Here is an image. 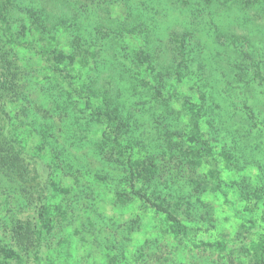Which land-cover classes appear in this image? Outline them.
Masks as SVG:
<instances>
[{"label":"rangeland","instance_id":"obj_1","mask_svg":"<svg viewBox=\"0 0 264 264\" xmlns=\"http://www.w3.org/2000/svg\"><path fill=\"white\" fill-rule=\"evenodd\" d=\"M0 56V264H264V0H0Z\"/></svg>","mask_w":264,"mask_h":264},{"label":"trees","instance_id":"obj_2","mask_svg":"<svg viewBox=\"0 0 264 264\" xmlns=\"http://www.w3.org/2000/svg\"><path fill=\"white\" fill-rule=\"evenodd\" d=\"M0 59H1V56H0ZM7 62H8V60H6V62H4V63L7 64ZM102 109L100 108L99 111H101ZM118 117H119L118 112H116L115 117H111V116L106 115L105 119H106V122L109 123V125H108L109 128L107 127L108 130L107 131L104 130L103 134H106V135H104V137L110 143V147H109L110 150L120 153V151L123 149V147L120 144V141H121L120 131L123 129V127L126 128V125L122 124V123L118 124L116 122ZM193 126L194 127L191 130V135L196 138L199 136L198 129H197L196 125H193ZM126 164H128L129 168L135 172L136 176H138V177L140 176L141 178H143V177L144 178H151L153 176V174H155V172H156L155 166L150 164V166H148L144 170L145 173L141 174L140 171H142V169L141 170L139 169L140 162L133 161L130 158H126ZM215 174L216 173L214 171H212L210 173V177L213 178ZM38 214L40 216V218L38 220L39 223L38 224L34 223L32 229H31V225H30L31 223L27 222L24 225H22V224L17 225L14 229V233H16L17 236H20L22 238H27V237L33 236L35 241L36 240L39 241V239H40L39 237H40V235H42L43 229L47 225L49 218L47 217V211H46L45 207H43V206H41L39 208ZM29 235H31V236H29ZM215 246L219 247L218 244H216Z\"/></svg>","mask_w":264,"mask_h":264}]
</instances>
